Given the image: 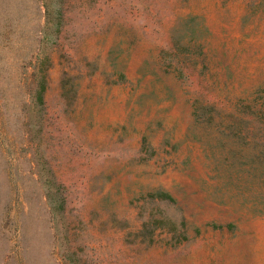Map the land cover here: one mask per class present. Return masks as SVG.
<instances>
[{
    "label": "rangeland",
    "instance_id": "374dc122",
    "mask_svg": "<svg viewBox=\"0 0 264 264\" xmlns=\"http://www.w3.org/2000/svg\"><path fill=\"white\" fill-rule=\"evenodd\" d=\"M0 264H264V0H0Z\"/></svg>",
    "mask_w": 264,
    "mask_h": 264
}]
</instances>
